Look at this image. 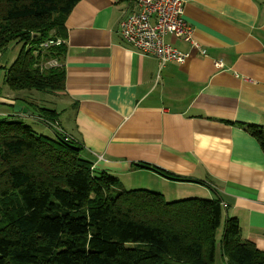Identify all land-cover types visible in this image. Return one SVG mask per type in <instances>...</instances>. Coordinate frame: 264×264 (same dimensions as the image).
I'll use <instances>...</instances> for the list:
<instances>
[{"label": "crops", "instance_id": "crops-1", "mask_svg": "<svg viewBox=\"0 0 264 264\" xmlns=\"http://www.w3.org/2000/svg\"><path fill=\"white\" fill-rule=\"evenodd\" d=\"M137 9V0L75 5L65 22L62 107L45 108L56 110L64 134L96 170L126 189L217 199L222 219L238 218L242 236L264 250V151L244 129L264 128V0H186L184 20L206 55L168 34L166 42L188 58L163 66L121 34L120 21ZM15 57L3 63L0 52V69L6 73ZM5 73L0 121L30 117L57 136L40 111L32 113L38 104L30 100L38 98L10 89Z\"/></svg>", "mask_w": 264, "mask_h": 264}, {"label": "trees", "instance_id": "trees-1", "mask_svg": "<svg viewBox=\"0 0 264 264\" xmlns=\"http://www.w3.org/2000/svg\"><path fill=\"white\" fill-rule=\"evenodd\" d=\"M80 0H0V52L23 46L8 66V87L63 91L65 22ZM28 47V48H27ZM51 60L58 64L45 66ZM54 121L56 110L40 108ZM244 129L264 151V128ZM83 146L60 132L49 137L20 120L0 121V264H264V250L242 236L238 218L225 220L217 199L168 201L148 189H126L98 171ZM171 179L183 180L149 166Z\"/></svg>", "mask_w": 264, "mask_h": 264}, {"label": "built area", "instance_id": "built-area-1", "mask_svg": "<svg viewBox=\"0 0 264 264\" xmlns=\"http://www.w3.org/2000/svg\"><path fill=\"white\" fill-rule=\"evenodd\" d=\"M186 0H137L138 9L129 13L120 21L123 38L141 53L154 55L163 66L168 62L184 63L188 53L182 52L166 42L168 34L198 48L204 55L206 50H201L200 44L194 38V28L183 17ZM65 41L62 37L50 38L42 42L41 47L46 49L60 46ZM56 60H51L50 65H56ZM217 67H223L222 61H217ZM43 121L56 126L64 134L59 121Z\"/></svg>", "mask_w": 264, "mask_h": 264}, {"label": "rangeland", "instance_id": "rangeland-1", "mask_svg": "<svg viewBox=\"0 0 264 264\" xmlns=\"http://www.w3.org/2000/svg\"><path fill=\"white\" fill-rule=\"evenodd\" d=\"M22 46H23V43H13V44L9 45L7 47V49H5L4 52H2V57H3L2 58V61H3V63H6L7 61H11V59L13 58V56H17L18 53L20 52ZM45 66H51L50 65V62L46 63ZM5 68H6V66H5ZM4 73L5 72H3L2 69H0V74L3 75ZM24 92H29V96H30L31 99H33L32 96H36L38 98L36 100H30V102H34V103L38 104L37 108H31L30 107L32 113H38L40 111V108L49 107V105H53L54 103H56V105H54V106H56V108L59 109V108L62 107V101H57L58 99L56 97V96H58V94H60V91H57V92H46V91H40V90H35L34 89L32 91H24ZM40 99H43L45 102H43L42 104H39L38 101H41ZM47 102H49V104ZM30 105L32 106V104H30ZM39 121H37L35 119H30V117L23 118V122L26 125L31 126L32 129L35 132H37L39 134H42V135H47L49 137H54L55 134H53V132L51 133L49 131L50 128H48L47 126H45L47 124L44 123V122H42L41 120H39ZM184 192H187V191L184 190ZM165 198L168 201H175V200H180V199L191 198V196L184 195V194H179L177 196H172V195L167 196L166 195ZM224 225H225V219L223 218L222 219V222H221V226L217 230V239L219 241L223 237ZM221 256L222 255H221V252H220V247L218 246L217 253H216V256H215L216 257L215 264H220V258H221Z\"/></svg>", "mask_w": 264, "mask_h": 264}, {"label": "water", "instance_id": "water-1", "mask_svg": "<svg viewBox=\"0 0 264 264\" xmlns=\"http://www.w3.org/2000/svg\"><path fill=\"white\" fill-rule=\"evenodd\" d=\"M15 110H17V111H21L22 110L24 112L26 111L25 108H22L21 106H18V105L15 106Z\"/></svg>", "mask_w": 264, "mask_h": 264}]
</instances>
